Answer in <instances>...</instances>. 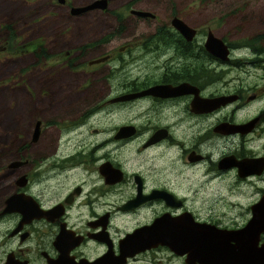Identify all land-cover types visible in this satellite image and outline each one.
<instances>
[{"label": "flooded vegetation", "instance_id": "obj_1", "mask_svg": "<svg viewBox=\"0 0 264 264\" xmlns=\"http://www.w3.org/2000/svg\"><path fill=\"white\" fill-rule=\"evenodd\" d=\"M55 1L77 17L106 10L110 3L88 0L94 5L72 11L67 0ZM134 9L147 10L135 0L114 6L109 13L115 30L80 37L74 54L73 46L52 50L61 67L72 59L68 63L77 74L103 75L106 84L101 88L111 94L91 107L78 104L64 120L44 126L35 119L31 131L18 139L13 158L4 166L11 181L0 191V264H83L105 256L110 259L106 264H187L185 251L179 254L159 240L113 263L121 258L120 249L139 243L135 237L123 240L126 234L162 215L205 223L224 233L244 230L247 252L240 264H264V101L255 100L264 87L215 81L217 72L244 61L264 63V58L240 62L221 36L227 57L206 51L205 35L198 37L199 28L175 13L155 26L160 28L157 33L116 37L128 17L138 25L156 19L151 11L147 16ZM173 16L194 29L191 38L171 25ZM95 82L92 78L89 85ZM181 82L194 91L111 100L152 85ZM220 95L228 99L203 109L191 105L193 96L201 100ZM90 121H103L108 128L93 127L95 139L101 140L86 143L84 128ZM122 125H131L133 131L117 134ZM48 133L49 143L43 141ZM119 146H132L134 152L121 159ZM12 195L15 203L7 205ZM168 196L173 203L165 201Z\"/></svg>", "mask_w": 264, "mask_h": 264}, {"label": "rangeland", "instance_id": "obj_2", "mask_svg": "<svg viewBox=\"0 0 264 264\" xmlns=\"http://www.w3.org/2000/svg\"><path fill=\"white\" fill-rule=\"evenodd\" d=\"M87 1L67 0L71 9L86 5ZM123 1L109 0L106 10H92L77 17L68 15V8L55 0H0V191L7 188L12 178L4 166L13 158L18 139L22 141L31 131L35 119L41 120L44 126L64 120L78 104L80 107L88 103L91 107L102 96L111 94L101 88L106 84L103 75L77 74L75 67L68 63L72 59L61 67L51 52L73 46L74 54L80 37L113 32L116 21L109 10ZM135 5L153 12L156 19L148 18L144 20L147 25H138L133 17H128L124 31L116 37L157 33L160 28L155 26L167 22L175 13L199 28L198 37L209 29L226 39L233 47V56L240 58V62L264 58V0H135ZM28 42L30 47L33 43L42 47L45 54L37 57L32 49L21 53L15 47ZM9 46L13 48L7 50ZM254 46L260 48L259 53L252 50ZM216 76V82L252 86V89L264 87V63L244 61L238 68L217 72ZM92 78L98 86L89 85ZM255 100L264 101V90ZM93 127L102 130L107 126L103 121L99 124L90 121L84 128L86 143L101 140L95 139ZM50 139L48 133L43 141L49 143ZM119 148L121 159L134 152L132 146ZM197 199L201 201L200 196Z\"/></svg>", "mask_w": 264, "mask_h": 264}, {"label": "water", "instance_id": "obj_3", "mask_svg": "<svg viewBox=\"0 0 264 264\" xmlns=\"http://www.w3.org/2000/svg\"><path fill=\"white\" fill-rule=\"evenodd\" d=\"M92 5H94V2L86 4L83 7H76L75 9H72V11L84 10ZM132 11L140 15L152 16V13L147 10L134 9ZM170 23L186 39H189L194 35V29L185 24L179 17L173 16ZM203 45L206 51L211 52L222 59L227 57L228 49L226 45L210 30L206 31ZM191 90L194 91V87L185 82L178 83L175 86L156 84L144 90L118 95L111 100L129 99L145 93L172 95ZM196 97L197 96H193V99L191 100V105L195 109H203L205 107L204 105L210 102L228 99L227 96L224 95L208 99L200 98L201 100ZM132 131L133 129L131 125H122L118 128L117 134L121 132L130 133ZM167 195L168 193H164L165 197ZM8 201H6V204L13 206V203H15L13 195L8 198ZM165 201L167 203H173L170 196H168ZM245 232L246 231L244 230L239 232L238 230H233L225 231L224 233V230L217 229L205 223L191 222L189 219L168 218L162 215L151 223L137 227L130 233L126 234L123 240L130 242V239L135 237L139 239V243L135 244L130 242L132 247L127 251L120 249L117 256L121 258L113 260V263L122 261V257H124L126 253H131L145 246L151 245V243H156V240H159L169 245L172 250H175L179 254L185 251V261L187 264H240L244 253L247 252V248L244 244V236H248V234H245ZM230 240H234V242L231 243ZM100 258L96 259L94 262H82L83 264H106L110 261L106 256Z\"/></svg>", "mask_w": 264, "mask_h": 264}, {"label": "trees", "instance_id": "obj_4", "mask_svg": "<svg viewBox=\"0 0 264 264\" xmlns=\"http://www.w3.org/2000/svg\"><path fill=\"white\" fill-rule=\"evenodd\" d=\"M8 26H10V25L8 24ZM9 37H11V35H10ZM15 47H19L21 53L26 52L27 50H31V49H32L31 51H32L37 57H39V56L45 54L44 49H43L42 47H39L38 45H36V44H34V43H33L32 47H30V43H29V42H28V43H24V44H22V45L15 46ZM29 47H30V48H29ZM11 48H13V47H12V46H9V47L7 48V50H9V49H11Z\"/></svg>", "mask_w": 264, "mask_h": 264}]
</instances>
